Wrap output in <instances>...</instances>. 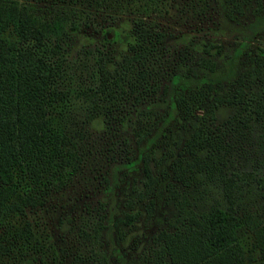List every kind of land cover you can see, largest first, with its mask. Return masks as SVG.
<instances>
[{
  "label": "trees",
  "instance_id": "1",
  "mask_svg": "<svg viewBox=\"0 0 264 264\" xmlns=\"http://www.w3.org/2000/svg\"><path fill=\"white\" fill-rule=\"evenodd\" d=\"M253 2L264 9V0H196L202 25L173 50L163 25L172 0H0V264L67 262L42 208L49 190L83 164L78 141L85 127L68 122L74 102L83 99L107 122L129 123L138 143L155 139L158 127L166 135L174 119L189 133L174 131L172 141L182 138L189 152L202 148L221 105L233 107L225 118L233 125L264 120V42L244 35L225 53L219 31L203 25L222 11L243 16ZM256 17L246 24L252 34L264 13ZM91 26L102 28L100 42L83 44L74 57L70 42L52 39ZM191 222L189 232L164 237L173 264H253L226 209Z\"/></svg>",
  "mask_w": 264,
  "mask_h": 264
},
{
  "label": "rangeland",
  "instance_id": "2",
  "mask_svg": "<svg viewBox=\"0 0 264 264\" xmlns=\"http://www.w3.org/2000/svg\"><path fill=\"white\" fill-rule=\"evenodd\" d=\"M195 3L172 0L163 18L173 50L187 45L202 25L196 24ZM256 7L253 2L237 17L222 11L214 23L203 25L219 31L225 53L244 35L264 42L263 19L256 21L254 34L246 27L250 17L264 13ZM101 31L91 26L77 35L63 33L52 39L70 42L74 57L83 44L100 42ZM218 62L223 64V58ZM157 106L162 109V103ZM232 111L227 104L219 106L217 119L207 123L202 148L189 152L182 138L172 141L174 131L183 137L189 133L174 119L166 124L171 128L166 135L158 127L155 139L138 143L129 123L107 122L92 116L83 99L74 102L68 122L85 127L78 141L83 164L64 186L49 190L42 208L51 240L66 264H173L165 235L189 232L195 215L217 207L234 215L246 259L264 264V120L233 125L225 121ZM142 153L149 155L150 175L144 172Z\"/></svg>",
  "mask_w": 264,
  "mask_h": 264
}]
</instances>
